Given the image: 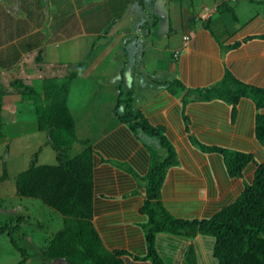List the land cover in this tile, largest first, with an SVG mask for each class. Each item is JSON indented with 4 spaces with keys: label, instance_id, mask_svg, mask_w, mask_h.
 <instances>
[{
    "label": "crops",
    "instance_id": "1",
    "mask_svg": "<svg viewBox=\"0 0 264 264\" xmlns=\"http://www.w3.org/2000/svg\"><path fill=\"white\" fill-rule=\"evenodd\" d=\"M43 1L48 3L47 8L52 16L50 23ZM229 1L236 5L230 6ZM129 2L136 5L135 10L142 9L135 14L138 19L136 22H139L138 26L141 28L134 30L138 35L134 36L135 33L125 30L107 33L106 36L102 33V41L109 39L105 44L110 49H115L117 44L125 48L129 45L128 51L133 50L135 54L142 52L141 56L136 57L141 62L138 65L141 69L138 72L126 70L125 75L119 77L122 79L119 82H126L127 85L131 82L140 84L141 87L131 89L135 97L134 109H139L151 125L160 128L176 150L177 163L167 173L161 188L160 203L175 218L188 221L209 219L240 195L244 186L251 182L255 168L250 165L244 170L242 177L231 178L222 156L204 152L202 146L251 153L259 163L264 161V149L254 135L257 111L252 100L243 98L231 105L216 99L202 101L199 98H188L186 92L218 85L228 73L240 82L264 89V13L251 15L248 7L253 3H264V0H248V3L247 0H190L189 7L181 11V20L178 21L181 33L176 37L170 35L171 22L172 15L176 20L179 11L172 5L165 7L169 0L151 2V10H155L156 5H162V2L164 7L158 6V15L154 16L148 28V21L144 20V15H148L145 11L148 7L141 0ZM85 7L80 0H37L27 7L24 0H11L4 4V25L11 24L12 29H6L11 38L0 43V50L24 40H27L28 48L19 49L21 63H27L20 74H12L15 63L9 64L11 72L6 77L8 79L1 81L4 89L6 85L13 87L12 81L19 80L22 85L31 86L36 91L30 90L34 95L32 103H22L21 96L15 92L14 87L13 92L9 91L2 98L1 119L4 126L0 130L1 168L4 171V153L6 161L9 160L10 150L6 151V148H10L15 141L19 142L16 146L20 145V152H23V148L26 149L34 139L37 140L36 145L31 146L34 157L28 168L33 163L36 167L56 166L60 161H69L85 148L91 147V221L102 246L112 253L122 251L118 256L119 264H150L141 260L147 255L148 216L143 212L145 200L136 193L137 180L123 166L130 167L138 176H145L151 158L146 144L151 140L144 134H134L125 124L113 118V113H109V110L112 111L110 105L109 110L103 109L102 124L90 130L93 138L83 139L88 144L79 146L69 142L68 147V139L62 134L63 145L53 147V138L58 139L59 133L66 131L64 125L70 121L63 120L54 127L46 117L49 101L57 94V90L53 89L72 73L68 69L72 67L75 58L71 57L73 50L67 49L69 44L79 40L80 35L94 34L83 30L86 29L83 22ZM195 7L199 12L194 11ZM39 15L42 18L45 16V20L40 19ZM58 17L72 20L67 23V27H75L78 22L82 31L73 30L74 28L57 29ZM115 17L103 19L102 29H114ZM154 28L163 29L162 38L157 44L151 39V44L147 40L146 47L142 43L139 45L135 39L143 38L142 42H145L144 38L149 39ZM142 29H149L146 30V35ZM44 31L49 36L45 41L36 42L32 39V36ZM184 36L189 37L187 43L183 40ZM113 38L116 44H113ZM175 52H179L177 60L173 58ZM36 53L38 56H34ZM30 57L35 58L37 63H30ZM41 63L48 64L50 73L34 72ZM2 64L1 62L0 65ZM95 65L98 67L97 63ZM107 65L108 62L104 61L102 72L113 78L117 73L115 70L105 73ZM3 72L1 75L5 77ZM35 77L40 80L38 87L30 83ZM110 81L113 82L112 79ZM173 81H179L183 90L170 93L167 85ZM72 85L73 83L64 96L62 110L71 111L68 95ZM18 89L23 90L21 85ZM69 114L76 124L74 115L77 113ZM20 115L21 118L18 119ZM49 128L54 130L53 137L49 135ZM66 147L70 149L66 151ZM23 164L21 161L18 163L19 166ZM27 169L19 171L13 179H17ZM3 171H0V177ZM8 179H11L9 174L7 179L0 182H7ZM56 222L61 226L60 220L57 219ZM154 246L164 264H217L213 254L214 238L209 235L198 233L189 238L160 232L155 235Z\"/></svg>",
    "mask_w": 264,
    "mask_h": 264
},
{
    "label": "trees",
    "instance_id": "2",
    "mask_svg": "<svg viewBox=\"0 0 264 264\" xmlns=\"http://www.w3.org/2000/svg\"><path fill=\"white\" fill-rule=\"evenodd\" d=\"M141 53L140 51L138 56H141ZM76 75L77 72L73 71L62 84L53 89L57 90V94L49 101V112L46 113L51 126L56 127L63 120H68L60 112L64 101H59V97L64 91L65 94L67 93L71 80H74ZM19 83V80L12 81L14 85L12 88L20 94L21 102L32 103L34 95L30 90H36ZM20 85L22 91H18ZM183 88L179 81L169 82L167 85V89L172 94ZM4 95L5 89L0 81V130L4 126L1 119ZM186 96L199 98L202 101L222 100L231 105L237 104L243 98L252 100L257 111L254 135L264 149L263 88L240 82L228 73L218 85L188 90ZM133 102L132 91L128 90L125 94L119 89L113 109L114 118L125 124L134 134H144L156 144V146L146 144L151 158L145 176H138L130 167L123 166L137 180L136 193L145 200L143 212L148 216L147 255L141 260L150 264H164L154 246L155 235L160 232L189 238L200 233L215 239L213 254L217 264H264V161L257 162L251 153L202 146L204 152L218 153L222 156L231 178L242 177L248 166H254L252 180L244 186L243 191L232 203L209 219L188 221L175 218L162 207L160 199L167 173L177 163L176 150L160 128L151 125L139 109H134ZM58 107H60L59 111ZM62 134L67 135L65 132ZM72 135V140L76 139ZM71 138H68L70 142H72ZM82 143L86 145L88 141L83 140ZM155 147H158L161 154L155 150ZM8 149L7 147L6 151ZM92 156L93 151L88 147L69 161H60L56 166L36 167L33 163L16 179V193L19 197L41 200L55 212V219L61 221L58 232L49 240L41 253L43 259L61 264H119L118 256L122 251L112 253L105 250L91 221ZM3 167L2 178H5L7 177L5 163ZM18 219L19 217L15 215H7L1 219L0 233L10 236L11 242L24 255V259L17 264H24L31 255L17 243ZM13 221L17 223L12 225ZM42 226L43 224H40L39 228Z\"/></svg>",
    "mask_w": 264,
    "mask_h": 264
},
{
    "label": "rangeland",
    "instance_id": "3",
    "mask_svg": "<svg viewBox=\"0 0 264 264\" xmlns=\"http://www.w3.org/2000/svg\"><path fill=\"white\" fill-rule=\"evenodd\" d=\"M6 1L11 0H0V43L8 41L6 38H11L9 31L6 29H12L11 24L10 25H4V13L2 8ZM37 0H24V4L27 6H32ZM83 1V5L85 9L83 8L85 12V18L83 19L84 26L86 29H83L85 32L91 33L93 32V35H86V36H79V40H76L75 43L69 44V48L67 50H73L72 51V58L74 59L72 67H69L68 70L70 72L76 71L77 75L74 77L75 79L71 80L70 85L73 83L70 95L68 105H70L71 111L68 109L67 111L62 110L63 115L65 116V119H70V121L64 125V129L66 130L65 133L67 135L65 136V139L71 138L72 136L76 137V139L72 140L73 144L82 146L83 139L87 138H93V133L90 130H93L94 127L100 126L102 124V114H104L103 109H108L111 105L112 111L109 109V113H113V109L115 106V99L118 94V90L122 93H127L128 90L131 91V89H135L138 87H141L139 83L133 84L132 82L127 85L126 82H119L122 80L119 78L121 75H125L126 70L130 71H139L141 69V66H138L141 64V62L136 59V57L139 54H135L132 51H128L129 47L126 46H116L115 49H110L111 47L105 43L108 42L102 41V33L105 34V31L108 34H111L117 31H129L135 33V35H138L137 29H141L138 26L139 22H136L138 19H136L135 15L138 13L137 11H142L140 8L137 9L136 5L132 2H129V0H80ZM107 1V2H106ZM145 6L148 8L145 9L147 11L148 15H144V20H147V28L151 24V21L153 20L155 15L157 14L156 10H159L162 5L164 7V4L162 2V5H156L158 9L155 6V10H151L152 1L153 0H141ZM32 2V3H31ZM120 2H123L121 5ZM8 3V2H7ZM41 3V2H40ZM39 3V5H40ZM47 3V2H46ZM45 1H43L44 9L48 11L47 5ZM248 3V0H247ZM228 4L232 7L236 5L235 2L229 1ZM169 5L174 6V8L179 11L177 14V22L175 20L174 14L172 15V31L170 33L171 36H179L178 34L181 33V29L179 28L178 21L181 20V11L182 9H187L190 5V0H169L167 4H165V7H169ZM128 6V7H126ZM150 6V7H149ZM197 6V5H196ZM250 12L251 15H254L255 13H264V3H253L250 4ZM121 10V11H120ZM199 9L197 7L194 8L195 12H199ZM102 11L104 13L102 14ZM49 13V11H48ZM53 14V13H52ZM119 15H122L123 17H119ZM143 15V14H142ZM67 16V15H64ZM116 16V17H115ZM118 16V17H117ZM40 19L45 20V16L42 18L41 15H39ZM111 17H115V22L113 23L114 29H102V20L110 19ZM150 17V18H148ZM50 18V19H49ZM52 16L49 13V17L47 20L48 22H51ZM57 22V29L60 30H80V24L77 22L76 26L67 27V23L72 21L69 18L64 17H58L56 18ZM39 21V20H38ZM45 23V21H44ZM13 25V23H12ZM111 26V25H110ZM109 26V27H110ZM27 27H29L27 25ZM108 27V28H109ZM47 28V27H46ZM49 28V27H48ZM55 28V27H54ZM5 29V30H4ZM19 29V28H18ZM53 29V28H52ZM146 30L149 29H142L143 34L146 35ZM163 29H152L151 32L152 36L148 38L145 37L143 41V38L137 37L135 40L139 43V45L142 43L144 47H146L145 44H147V40L151 44V39L156 43L159 39L162 38ZM141 32V31H139ZM48 33L44 31L43 33H38L32 36V39L36 42H42ZM30 37L29 35H27ZM135 38V37H133ZM23 39V38H22ZM45 39V40H46ZM44 40V41H45ZM17 45H9V47L4 48L2 51L0 50V63L3 64L0 65V81L6 80L8 78L9 73L11 72L10 65L15 63V67L12 69L13 73H19L23 69L22 67H25L27 64L26 62H22L21 58H19L20 52L19 49H26L28 48L27 40H24L23 42L16 43ZM113 44H116V41L113 38ZM157 44V43H156ZM68 51V52H69ZM34 56H38V54H34ZM10 60V61H9ZM33 60V61H32ZM80 60V61H79ZM79 61V62H76ZM103 61V62H102ZM104 61L108 62V65L106 67L107 70H105V73L108 70L114 71L117 73L114 75L113 78H109L110 76L104 74L102 72V65L104 66ZM11 62V63H10ZM30 63L33 64L37 63L35 58L30 57L29 60ZM100 62V63H99ZM97 63L98 67L95 65ZM10 64V65H9ZM81 65L79 68H74L75 66ZM48 64L47 63H41L39 67L34 71L36 74L41 71V74L43 73H50L48 71ZM134 67V68H133ZM4 68V70H2ZM10 68V69H9ZM67 69H65L66 71ZM5 74V77L1 75V72ZM119 72V73H118ZM116 77V78H115ZM112 79L113 82L110 81ZM39 79L36 77L31 80L30 83L35 85V87H38L40 85ZM65 80H62L61 83H63ZM119 87V88H118ZM74 88V89H73ZM140 90V89H139ZM9 91H12V87L10 85H6L5 88V94H8ZM133 93V92H132ZM67 95V94H66ZM64 96L61 95L59 97V101H64ZM135 99V97H134ZM114 102V103H113ZM59 108L57 110L59 111ZM61 112V111H60ZM69 112L74 113L76 124L72 120L73 118L70 117ZM57 113V111H56ZM112 117L114 118L113 114ZM21 118V115L18 116V119ZM72 118V119H71ZM17 119V117H16ZM70 123V124H69ZM69 124V125H68ZM67 126V127H66ZM60 131V130H59ZM56 132V131H55ZM80 135L78 137L77 135ZM49 135L51 137L54 136L53 130L49 131ZM78 137V138H77ZM82 138V139H81ZM63 136L62 133H59L58 139L53 138V144L55 145H63ZM67 141V145L69 147V141ZM34 142H31L26 146V149L29 151L27 153V150L23 148V152H20V145L16 146V143H19L18 141H13L12 145L10 146V155L9 160L6 161V156L4 153L3 158L6 162H3L7 166L8 174L11 176V179H8L7 182H0V217L1 219L5 218L7 215H12L19 217V223L13 221L12 225H15L17 223L19 225L17 229V243L20 247L26 249V251L31 255L27 262L24 264H61L58 262H46L42 259L41 253L46 248V246L49 243V240L52 239L53 234L58 231V228H60V223L56 222L57 219H55V212L48 208L41 200L37 199H28V198H21L16 193L15 187H16V179L15 176L21 172L22 170H25L28 168V165L30 163V160L33 159L34 150H32L31 146L36 145L37 140L34 139ZM81 145H80V144ZM148 145L156 146L155 143L148 141ZM29 147V148H27ZM72 147L76 148V146L72 145ZM72 148V149H73ZM82 149L81 147H79ZM156 151L159 153L161 152L158 150V147H155ZM70 149V148H68ZM67 147L65 150H68ZM8 153V152H7ZM6 153V154H7ZM161 154V153H160ZM65 160V159H64ZM19 161L23 162L24 164L21 166L18 165ZM41 162V161H40ZM0 171H3L1 168L2 162H0ZM2 169V170H1ZM2 173V172H1ZM0 219V220H1ZM22 220V221H21ZM43 224L42 227L39 228V225ZM22 259H24V255L14 246V244L11 242V238L6 233H0V264H17Z\"/></svg>",
    "mask_w": 264,
    "mask_h": 264
},
{
    "label": "clouds",
    "instance_id": "4",
    "mask_svg": "<svg viewBox=\"0 0 264 264\" xmlns=\"http://www.w3.org/2000/svg\"><path fill=\"white\" fill-rule=\"evenodd\" d=\"M185 37L187 38V39H185ZM183 40H184V42L185 43H187L188 41H189V37L188 36H184L183 37ZM186 45V44H185ZM178 57H179V52H175L174 54H173V58L174 59H178ZM3 84V83H2ZM3 87H4V85H3ZM69 87H70V85H69ZM68 87V88H69ZM49 129H51V128H49ZM51 130H53V129H51ZM54 131V130H53ZM52 143H53V141H52ZM88 144V143H87ZM53 147L55 148V145L53 144ZM5 161V160H4ZM6 173H7V177H8V171H7V168H6ZM3 175V174H2ZM7 177H5V178H2V176L0 177L1 179H0V181H2V180H5V179H7ZM21 198H23V199H25L24 197H21ZM34 200H36V199H34ZM45 204V203H44ZM46 206H47V204H45ZM49 208V207H48ZM59 229V228H58ZM58 232V231H57ZM56 232V233H57ZM55 235V233L53 234V236ZM214 243H215V239H214ZM214 247V246H213ZM29 259V258H28ZM42 259H43V257H42ZM43 260H45L46 262H52L53 263V261H48V260H46V259H43ZM28 261V260H27ZM26 261V262H27Z\"/></svg>",
    "mask_w": 264,
    "mask_h": 264
},
{
    "label": "built area",
    "instance_id": "5",
    "mask_svg": "<svg viewBox=\"0 0 264 264\" xmlns=\"http://www.w3.org/2000/svg\"><path fill=\"white\" fill-rule=\"evenodd\" d=\"M185 39H187V38L185 37Z\"/></svg>",
    "mask_w": 264,
    "mask_h": 264
}]
</instances>
